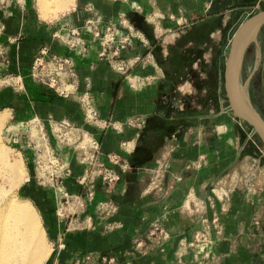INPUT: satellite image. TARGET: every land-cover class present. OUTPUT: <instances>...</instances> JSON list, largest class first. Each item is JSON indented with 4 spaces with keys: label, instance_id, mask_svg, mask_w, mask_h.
<instances>
[{
    "label": "crops",
    "instance_id": "obj_1",
    "mask_svg": "<svg viewBox=\"0 0 264 264\" xmlns=\"http://www.w3.org/2000/svg\"><path fill=\"white\" fill-rule=\"evenodd\" d=\"M60 2L0 0V107H8L15 118L39 119L47 126L68 120L85 127L100 140L104 153L120 155L133 170L116 167L121 181L114 190L93 181L97 201L113 199L119 207L107 220L119 225L110 232L68 229L69 220L57 215L58 192L35 183L27 193L51 248L43 264H74L89 254L114 257L116 264H201L202 256L195 258L189 243L207 224L214 244L204 264H264V187L248 193L243 184L236 190L231 185L239 161L253 151L247 149L249 137L224 88L232 39L254 12L264 11V0ZM90 18L135 33L133 47L122 52L131 61L127 73L100 60L99 45L88 35L86 57L63 44ZM44 47L75 58L80 92L90 83L97 110L113 128L100 132L87 125L77 99L55 96L32 81L31 66ZM10 76L23 78L22 91L12 85L6 89ZM29 152L26 161L34 163ZM70 164L73 177L64 186L77 194L82 187L76 178L83 168L73 155ZM35 171L31 175L37 176ZM157 171L164 190L146 193ZM87 215L99 224L94 205ZM156 226L169 234L168 240L150 236ZM137 241L143 246L137 247Z\"/></svg>",
    "mask_w": 264,
    "mask_h": 264
},
{
    "label": "built area",
    "instance_id": "obj_2",
    "mask_svg": "<svg viewBox=\"0 0 264 264\" xmlns=\"http://www.w3.org/2000/svg\"><path fill=\"white\" fill-rule=\"evenodd\" d=\"M4 27L0 22V34ZM88 35L93 43L99 45L98 57L102 61H107L112 68L119 73H127L131 61L122 58V52L133 47L135 43V33L125 31L113 23H105L99 18H90L77 29L71 31V37L62 39L63 44L70 52L86 57L90 51L89 41L85 38ZM57 37L61 38L59 35ZM1 54V53H0ZM141 61L139 57L135 59L138 63ZM30 78L32 81L50 91L53 95L65 99H77L80 103L84 121L87 125L95 127L100 132L113 128L114 124L109 120L102 119L95 105V99L92 94L90 83H87L86 90L80 92V75L77 71V63L74 57L67 55H58L52 53L48 48H41L36 54L30 69ZM87 80V79H86ZM7 82L13 84V88L17 91L24 89V81L21 76H10ZM33 122L37 124L43 123L39 119ZM52 132H60L59 138L62 140L60 144L64 150H55L47 141L41 146H37L33 154V162L36 163L38 181L41 186L55 189L60 198L57 208V215L60 220H69L68 229L80 228L88 229L101 227L105 232H110L119 227L117 223L109 224L108 219L114 217L119 210L117 203L113 199L96 198L94 180H100L108 189L114 190L121 181V171L133 170L127 163H123L120 155L109 153L106 154L102 150L101 142L94 133L80 127L79 125L68 121H54L51 124ZM64 133L71 135L73 140L67 142L62 137ZM68 147V148H67ZM42 148V149H41ZM67 149V150H66ZM36 151V152H35ZM70 151V152H69ZM70 155H73L76 162L82 166V176L76 178V182L82 187V192L71 194L64 186V182L73 177V170L70 164ZM257 170L250 168L242 177L234 175L231 178V185L234 190L238 189L241 184L246 186L248 193L263 190L264 185H260L259 180L255 181V173ZM162 174L157 171L155 176L151 178L146 193L163 192ZM262 189V190H261ZM70 198L72 204L64 206L63 199ZM95 206V212L99 219V224L95 225L87 210L91 206ZM84 216L81 218V216ZM106 221V222H105ZM206 223V219L203 220ZM150 236L161 241L169 239V234L161 227H153ZM214 240L210 232V226L207 224L202 230L194 234L193 240L189 243V247L195 253V258H200L199 262L204 261L212 255V247ZM137 247H142L143 243L137 241ZM116 264L114 257L84 255L74 264Z\"/></svg>",
    "mask_w": 264,
    "mask_h": 264
},
{
    "label": "rangeland",
    "instance_id": "obj_3",
    "mask_svg": "<svg viewBox=\"0 0 264 264\" xmlns=\"http://www.w3.org/2000/svg\"><path fill=\"white\" fill-rule=\"evenodd\" d=\"M254 14L255 12L252 15ZM242 84L244 86L245 96L252 102L255 109L264 118V27L261 29L256 40L250 45L247 51L242 72ZM5 85L7 90L12 89L13 84L11 82H7ZM3 89L5 88L3 87ZM6 109H8V107H0V111H6ZM1 116L2 118L6 117L5 119L8 120L6 121L4 119V121L1 119L3 123H1L0 126V150L5 151L7 156H9L10 162H13L14 160L16 162L13 163H17V160H19L18 163L21 165V172L24 173L25 176L20 173V178L23 182L19 180L20 184L15 183L17 184L16 187H11L15 184L9 183L8 175L2 173L0 174V187H5L4 189L7 191L11 190L10 194L15 195L18 200L29 201L30 197L27 192L32 191L33 188L36 187L35 183L38 184L39 181L38 177L36 175H31L32 173L30 172L32 171V168L33 170L34 168L36 170V163H27L25 153L30 151L28 153L30 156L31 153L34 152V147L36 146L35 149L38 148L43 145L45 141H47V143H49L55 150L61 151L64 149L61 148L60 144L65 143H62V140L59 138L60 132H55L54 134L50 125L47 126L45 123L37 124L38 122H33L34 120H24L22 119L23 116L15 118L10 110L4 112ZM21 122H25V125L23 127L20 125L17 126V124H20ZM13 124H15V127ZM243 125L246 135L249 137V145L247 146V149H252L253 152L252 155L239 161V168L236 170L237 174H234L238 175V177H242L251 167H253V170H257L255 173V181L258 179L260 185H264V146L252 127L245 122H243ZM32 157L33 155L30 158ZM35 173L37 174V171H35ZM30 202L32 201L30 200ZM59 202L60 198H57V207ZM34 209H36L35 206ZM35 211L42 221L39 211H37V209ZM44 236H46L45 232ZM45 238L47 239V237H44V245L48 255L51 248L48 240H45Z\"/></svg>",
    "mask_w": 264,
    "mask_h": 264
},
{
    "label": "bare ground",
    "instance_id": "obj_4",
    "mask_svg": "<svg viewBox=\"0 0 264 264\" xmlns=\"http://www.w3.org/2000/svg\"><path fill=\"white\" fill-rule=\"evenodd\" d=\"M40 1L44 4L49 0ZM58 3L54 2V4ZM62 3L66 4L65 2ZM58 7L60 8L61 5ZM57 9L56 11L54 10L55 14L59 10ZM6 111H0V126L3 123L1 119L4 120L6 118L4 116L2 118L1 115ZM62 137L67 142L73 140V137L67 133H64ZM17 161L19 162V160ZM13 162L16 161L13 160ZM13 162H10L9 156H7L5 151L0 150V174H7L9 183L18 184L19 180L23 182L20 178V173H24L21 172V165L18 162ZM17 184L11 187H16ZM4 188L3 186L0 187V264H42L47 257V250L44 245V237L46 236H44L43 226L39 216L36 214V209H34L30 201L18 200L15 195L10 194L11 190L7 191ZM66 203L67 205L72 204L73 200L67 199ZM45 240L47 239L45 238Z\"/></svg>",
    "mask_w": 264,
    "mask_h": 264
},
{
    "label": "water",
    "instance_id": "obj_5",
    "mask_svg": "<svg viewBox=\"0 0 264 264\" xmlns=\"http://www.w3.org/2000/svg\"><path fill=\"white\" fill-rule=\"evenodd\" d=\"M263 27L264 11H261L247 19L237 29L226 60L224 88L227 102L235 116L252 127L264 146V118L245 96L242 84L247 51Z\"/></svg>",
    "mask_w": 264,
    "mask_h": 264
}]
</instances>
